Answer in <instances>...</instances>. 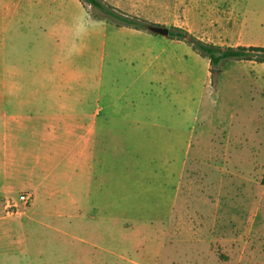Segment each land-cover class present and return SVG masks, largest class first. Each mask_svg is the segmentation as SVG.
<instances>
[{"label":"rangeland","instance_id":"obj_1","mask_svg":"<svg viewBox=\"0 0 264 264\" xmlns=\"http://www.w3.org/2000/svg\"><path fill=\"white\" fill-rule=\"evenodd\" d=\"M106 2L147 28L94 20L78 0H0V264H264V63L212 67L148 30L264 46V0ZM64 15L70 44L37 32ZM80 82L103 116L37 126L50 107L37 96ZM235 109L260 126L239 141L218 130Z\"/></svg>","mask_w":264,"mask_h":264},{"label":"crops","instance_id":"obj_2","mask_svg":"<svg viewBox=\"0 0 264 264\" xmlns=\"http://www.w3.org/2000/svg\"><path fill=\"white\" fill-rule=\"evenodd\" d=\"M44 0H42L43 2ZM79 3L84 7V9H86V12H88V15L97 21H103L105 22L107 25L110 26H115V27H124L126 28L127 26H117L114 23L111 22H107L104 20H100V19H95L91 16V12L89 11V9L85 6L84 2L82 0H78ZM163 1V0H161ZM41 2V0H40ZM38 4V1H37ZM6 20H8L7 18H3L0 15V25H2ZM69 24H68V18L67 15L62 16V18L60 19H53V20H48V19H44V21H41L40 23H37V32L40 34H43V36L45 38H55L56 39V44H65L68 45L70 44V38H71V34H72V28H69ZM132 30L136 31V33L141 34L142 30H138V29H133ZM78 38L82 40V32L79 31L78 32ZM57 66H62L61 62L57 65ZM5 67H8V65H6ZM5 72H20V68L19 66H14V68L12 69H5ZM63 76H65L66 78H62L63 81H67V82H72V84H76L78 80H76V76L74 75H70V76H66L65 72L63 74ZM76 82V83H75ZM68 84V83H67ZM68 90H64L60 91V93L57 94L58 98L57 99H53L51 97H47L45 99H43L42 102H40L41 98H39L37 96V106L40 105H48L50 107L48 108H44V109H37V122H47V123H43L40 124L38 123L37 126H42L44 127L45 131H50L51 128L53 127L52 124H50L49 122L52 121H56V120H67V121H82V120H94L97 121L99 120L102 116H103V111L105 110V107H103L100 104H97V106H93V107H88L86 108V105L90 104V99L88 100V93H89V87L87 86L86 83L84 82H80V85H69L66 86ZM71 87V88H69ZM56 106V107H55ZM237 113V114H236ZM235 114L237 115V118L234 119V121H232L228 126L229 128H218V130H224L227 132V135H232L236 140H241V137L245 136V133L248 132L249 133V129L251 126H249V124H247L246 121L241 119V110L240 109H235ZM243 129L240 133H237L234 131V129L236 130L237 128ZM260 127V126H259ZM259 127H251V130H255ZM7 144L9 145V139L7 140ZM5 167V166H4ZM3 167V169H4ZM4 192H8V189H6ZM5 198V197H4ZM3 199H1L0 197V201H2ZM32 201V199H31ZM36 204H34L35 206ZM47 209V207H46ZM36 215V214H35ZM9 217V216H8ZM31 218H35L32 217Z\"/></svg>","mask_w":264,"mask_h":264},{"label":"trees","instance_id":"obj_3","mask_svg":"<svg viewBox=\"0 0 264 264\" xmlns=\"http://www.w3.org/2000/svg\"><path fill=\"white\" fill-rule=\"evenodd\" d=\"M95 19L105 20L117 26H129L136 29H146L145 20L116 8L106 0H82ZM170 37L189 42L194 49L210 59L212 67L218 66L228 59H241L264 63V46L250 45L223 48L221 46L206 43L196 38L189 30L175 27L170 31ZM264 185V174L262 177Z\"/></svg>","mask_w":264,"mask_h":264},{"label":"water","instance_id":"obj_4","mask_svg":"<svg viewBox=\"0 0 264 264\" xmlns=\"http://www.w3.org/2000/svg\"><path fill=\"white\" fill-rule=\"evenodd\" d=\"M148 30L152 33L163 35V36H170L171 29L167 26L157 25V24H149Z\"/></svg>","mask_w":264,"mask_h":264},{"label":"built area","instance_id":"obj_5","mask_svg":"<svg viewBox=\"0 0 264 264\" xmlns=\"http://www.w3.org/2000/svg\"><path fill=\"white\" fill-rule=\"evenodd\" d=\"M32 199V195L28 194V195H22L20 198V201H23L24 204L30 203Z\"/></svg>","mask_w":264,"mask_h":264}]
</instances>
